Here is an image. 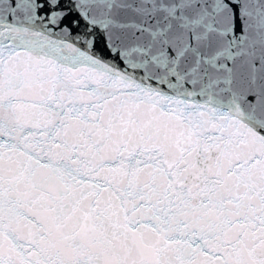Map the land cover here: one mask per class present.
Masks as SVG:
<instances>
[{
  "label": "snow or ice",
  "instance_id": "6c2138e0",
  "mask_svg": "<svg viewBox=\"0 0 264 264\" xmlns=\"http://www.w3.org/2000/svg\"><path fill=\"white\" fill-rule=\"evenodd\" d=\"M0 264H264V0H0Z\"/></svg>",
  "mask_w": 264,
  "mask_h": 264
}]
</instances>
